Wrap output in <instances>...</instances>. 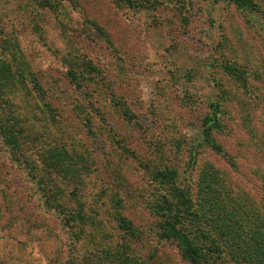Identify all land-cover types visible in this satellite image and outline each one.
<instances>
[{
	"label": "rangeland",
	"instance_id": "1",
	"mask_svg": "<svg viewBox=\"0 0 264 264\" xmlns=\"http://www.w3.org/2000/svg\"><path fill=\"white\" fill-rule=\"evenodd\" d=\"M131 1L0 0V121L24 128L19 154L0 134V264H194L161 207L179 185L212 215L206 176L240 207L235 229L264 220V0ZM212 101L221 151L203 142ZM66 151L76 172L46 169Z\"/></svg>",
	"mask_w": 264,
	"mask_h": 264
},
{
	"label": "trees",
	"instance_id": "2",
	"mask_svg": "<svg viewBox=\"0 0 264 264\" xmlns=\"http://www.w3.org/2000/svg\"><path fill=\"white\" fill-rule=\"evenodd\" d=\"M127 1L133 4L131 0ZM222 1L232 2L238 8L258 10V4L255 0ZM223 68L231 75H235L236 69L233 66L223 65ZM69 77L71 82L76 84L79 82L73 71H70ZM2 85L3 82L0 81V89ZM2 95L0 91L1 100L3 99ZM210 108V112L203 119V142L216 150H220L221 147L213 140L212 133L215 129H222L221 114L224 110L218 101H212ZM125 114L133 118L132 111L128 108L125 110ZM19 125L21 126L19 122L11 123L10 121L8 124L2 120L0 121V134L5 144L11 146L14 154L22 152L20 137L24 128H19ZM60 154L61 156L55 152L48 154L47 161L50 164L46 169H62L65 174L76 172L77 169H72L69 165V161L73 162L74 158L69 157L67 151ZM173 177H176L174 172L171 176L169 174L165 175L164 172L159 174L162 183H168V179ZM205 180L207 181L200 188V192L204 193L203 203L210 209L212 215L209 214L207 217L204 208L201 209L200 213L198 212L199 208L193 205V199H190V191L186 187L174 186V189L170 192L171 197H167L165 194V204L161 207V209L165 210L163 213L165 216L164 221L160 224L162 229L161 236L168 240H174L179 245L185 258L194 264H214L216 261L225 264L228 257H231L232 260L245 262L244 264H264V220L258 219L259 222L254 226V229L247 230L246 226L245 228L242 227L243 233L239 229H235V223L243 221L239 215L240 213H238L240 207L237 208V204L230 201L229 197L222 198L220 193L221 191L226 193V189L222 190L219 187L221 184L217 180L210 179L207 176ZM65 212H67L65 215L66 222L69 225L72 222L77 223L78 220L80 221L78 222L79 224H83L87 220L86 213H84L82 208L77 212L71 209H66ZM116 216H118L119 223L123 228H132L131 223L121 211H118ZM243 217L246 222L244 215ZM90 220L92 221V219ZM204 224L208 225L209 228H205ZM79 229L82 230V227H79ZM223 243L229 246H227L229 252L224 253L223 249L216 252ZM115 256L119 259L122 258L119 253H116ZM127 263L131 264L132 262Z\"/></svg>",
	"mask_w": 264,
	"mask_h": 264
}]
</instances>
